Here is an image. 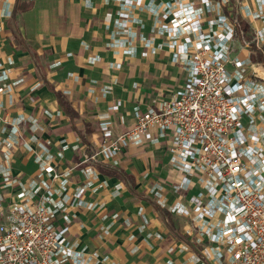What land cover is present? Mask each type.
Listing matches in <instances>:
<instances>
[{
	"label": "built area",
	"instance_id": "built-area-1",
	"mask_svg": "<svg viewBox=\"0 0 264 264\" xmlns=\"http://www.w3.org/2000/svg\"><path fill=\"white\" fill-rule=\"evenodd\" d=\"M106 1L118 7L115 25L120 38L111 47L134 56L139 42L145 59L164 52L185 77L173 94L161 93L154 106L136 107L134 124L124 133L115 135L113 122L100 120V154L117 165L129 146L167 141L170 166L179 174L172 185L178 200L170 212L191 226L185 248L198 250V264H264V77L259 72L264 61L251 58L260 54L264 59V26L251 39L242 28V13L256 20L263 11H252L245 0L237 11L232 0ZM12 4L0 0V31L12 16ZM137 12H145L152 23L148 35L141 31L144 20ZM134 24L139 32L132 30ZM242 50H247V58L241 57ZM10 72L0 61V95L23 81L8 83ZM103 91L109 94L111 89L104 86ZM120 106L118 101L109 109L116 112ZM22 121L10 124L12 136L19 133ZM13 145L10 138L0 140L7 162L0 175L6 181ZM45 156L36 158L38 180L21 186L6 214L0 207V264L85 263L68 241L69 216H63L62 228L56 221L71 199L82 206L90 185L78 186L69 195L71 169L61 171ZM93 159L87 155L86 163ZM84 171L88 176L95 173L91 167ZM165 184L159 181L146 190L160 199ZM38 188L44 194L38 195Z\"/></svg>",
	"mask_w": 264,
	"mask_h": 264
},
{
	"label": "crops",
	"instance_id": "crops-1",
	"mask_svg": "<svg viewBox=\"0 0 264 264\" xmlns=\"http://www.w3.org/2000/svg\"><path fill=\"white\" fill-rule=\"evenodd\" d=\"M241 2L232 0L234 11ZM244 2L252 11H263V17L256 20L242 13L243 31L251 39L264 26V5L261 0ZM12 10L0 31V61L11 70L8 83L23 81L0 95V140L10 138L14 144L8 151L11 176L6 181L0 175L1 211L7 213L21 186L38 180L36 158L45 154L57 169H71L69 195L78 186L90 185L82 206L71 199L56 221L62 228L66 226L63 216H69L68 241L82 253L84 264H198V250L185 248L190 224L170 212L178 200L172 185L179 174L170 166L167 141L129 146L119 155L117 165L100 154V120L110 119L115 135L124 133L134 124V109L154 106L161 93L173 94L183 83L184 71L171 64L164 52L143 58L139 42L134 56L111 47L120 38L115 25L118 7L113 2L13 0ZM136 16L144 20L141 31L148 35L149 17L145 12ZM132 30L139 32L140 26L134 24ZM237 47H242L239 38ZM247 50H242L241 57L247 58ZM260 56L264 61L260 54L251 58L258 61ZM259 72L264 77V67ZM104 86L110 87L109 94L104 93ZM56 92L78 114L75 125L81 136L72 128ZM118 101L119 110L110 111ZM21 118L19 133L12 136L10 124ZM88 151L94 159L86 163ZM5 154L6 148H0V167L7 164ZM87 167L95 173L88 176ZM102 167L118 169L121 176H107L100 171ZM163 180L160 199L146 190ZM37 194H44V189L38 188ZM157 205L170 213L169 219ZM169 221L184 238L173 232Z\"/></svg>",
	"mask_w": 264,
	"mask_h": 264
},
{
	"label": "trees",
	"instance_id": "trees-1",
	"mask_svg": "<svg viewBox=\"0 0 264 264\" xmlns=\"http://www.w3.org/2000/svg\"><path fill=\"white\" fill-rule=\"evenodd\" d=\"M26 9H28L27 6L24 7L23 9H20V11H24ZM244 28L246 29V26ZM256 58L259 59V60L262 59L261 56L260 57H256ZM56 96H57L59 104H60L61 108L63 109L64 113L70 118L71 124H72V128L81 136V132L78 130V128L75 125V121L78 118V114L73 110L72 106L69 104V102L66 100V98L61 93L56 92ZM84 142L89 145V143L86 140H84ZM87 154L89 156H92V152L91 151H88ZM100 171L105 173L107 176H115V177H120L121 176V172L118 171V169L117 170H113V169H110V168L102 167V168H100ZM130 180H131V178H130ZM157 208L159 210H161L162 215L165 218L169 219V217H170V213L169 212H167L165 209H163L162 206L157 205ZM169 222H170V226H171L173 232L178 237L184 238V236L183 235L181 236V234L175 229L173 223L171 221H169Z\"/></svg>",
	"mask_w": 264,
	"mask_h": 264
}]
</instances>
